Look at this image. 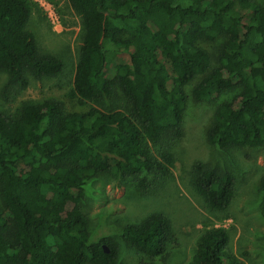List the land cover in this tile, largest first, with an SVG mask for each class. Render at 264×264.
Wrapping results in <instances>:
<instances>
[{
    "label": "trees",
    "instance_id": "16d2710c",
    "mask_svg": "<svg viewBox=\"0 0 264 264\" xmlns=\"http://www.w3.org/2000/svg\"><path fill=\"white\" fill-rule=\"evenodd\" d=\"M67 1L82 32L66 100L0 111V264H122L116 242L90 241L85 187L131 180L149 193L153 180L171 178L191 101L214 105L209 145L223 153L264 146V0ZM37 8L0 0L8 103L31 79L64 71L28 29ZM113 98L123 103L118 109L95 107ZM190 174L206 207L226 213L237 176L201 161ZM260 190L264 196V172ZM123 240L146 259L165 261L176 234L168 217L154 213L125 226ZM229 241L223 227L205 230L186 264H242Z\"/></svg>",
    "mask_w": 264,
    "mask_h": 264
},
{
    "label": "rangeland",
    "instance_id": "374dc122",
    "mask_svg": "<svg viewBox=\"0 0 264 264\" xmlns=\"http://www.w3.org/2000/svg\"><path fill=\"white\" fill-rule=\"evenodd\" d=\"M38 6L28 29L39 48L64 63L56 78L31 79L29 87L9 93V103L2 95L6 76L0 75V111L13 115L23 102L46 99L66 100L73 87L78 51L81 46V21L67 0H31ZM210 52L214 48L204 46ZM123 103L118 98L95 107L114 111ZM69 107L73 106L69 104ZM214 105L191 101L184 119V136L176 145L172 177L153 180L149 193L136 189L131 180L108 183L95 179L84 191L83 210L89 221L90 241L109 239L118 245L122 264H186L192 257L201 234L212 227L229 232V248L242 264H264L263 192L260 176L264 172V146L235 149L223 153L206 141V130ZM201 161L209 167L228 169L237 176L234 200L226 213L210 211L191 185V167ZM32 204V199L26 195ZM32 210L33 207H31ZM168 217L176 234V243L168 248L169 257L150 261L123 240V228L138 224L149 215Z\"/></svg>",
    "mask_w": 264,
    "mask_h": 264
},
{
    "label": "water",
    "instance_id": "95a60500",
    "mask_svg": "<svg viewBox=\"0 0 264 264\" xmlns=\"http://www.w3.org/2000/svg\"><path fill=\"white\" fill-rule=\"evenodd\" d=\"M102 247H103V249L105 250L106 253L110 252L109 248L106 245H103Z\"/></svg>",
    "mask_w": 264,
    "mask_h": 264
}]
</instances>
